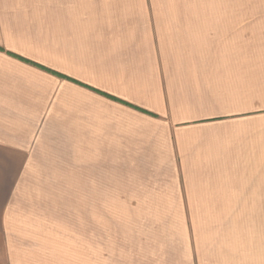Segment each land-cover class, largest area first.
I'll return each mask as SVG.
<instances>
[{
	"label": "crops",
	"instance_id": "0c3cea01",
	"mask_svg": "<svg viewBox=\"0 0 264 264\" xmlns=\"http://www.w3.org/2000/svg\"><path fill=\"white\" fill-rule=\"evenodd\" d=\"M49 4L57 101L0 125V264H264V0Z\"/></svg>",
	"mask_w": 264,
	"mask_h": 264
},
{
	"label": "rangeland",
	"instance_id": "374dc122",
	"mask_svg": "<svg viewBox=\"0 0 264 264\" xmlns=\"http://www.w3.org/2000/svg\"><path fill=\"white\" fill-rule=\"evenodd\" d=\"M57 24V11L51 9L49 0H0V125L8 131L24 129L22 125L32 121L38 109L57 101L56 80L29 57L42 55L44 41H57ZM40 177L47 179L48 175ZM102 195L100 204L106 199ZM99 210L100 215L107 210L111 215H123L121 207Z\"/></svg>",
	"mask_w": 264,
	"mask_h": 264
}]
</instances>
